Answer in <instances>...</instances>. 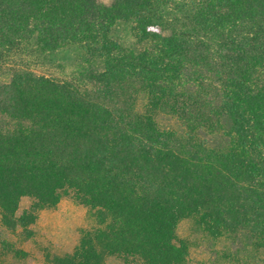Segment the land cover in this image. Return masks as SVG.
I'll return each instance as SVG.
<instances>
[{"label":"trees","instance_id":"1","mask_svg":"<svg viewBox=\"0 0 264 264\" xmlns=\"http://www.w3.org/2000/svg\"><path fill=\"white\" fill-rule=\"evenodd\" d=\"M27 45L89 86L0 80V254L68 196L96 225L50 264H187L182 221L264 264V0H0V72Z\"/></svg>","mask_w":264,"mask_h":264},{"label":"rangeland","instance_id":"2","mask_svg":"<svg viewBox=\"0 0 264 264\" xmlns=\"http://www.w3.org/2000/svg\"><path fill=\"white\" fill-rule=\"evenodd\" d=\"M108 5L111 0H101ZM115 38L124 43L133 41L131 30L126 25H119L114 32ZM8 67L0 72V80L7 77L12 69H25L36 75H44L56 80H77L84 86H89L86 80L79 79L80 64L72 56L60 57L56 53H44L33 45H27L17 51L7 61ZM162 122L172 123V120L163 118ZM29 205V200L21 199L19 211ZM92 212L79 204L71 197H63L59 203L49 209L38 212L35 223L30 227L32 235L24 238L14 233L9 240L15 248L23 254L18 257L12 254L1 253L0 264H50L46 256L70 253L78 243L81 231L95 227ZM177 235L189 243L187 264H232L225 254V244L206 238L194 232L191 223L180 222ZM5 232L0 226V239ZM105 264H119L115 259H107Z\"/></svg>","mask_w":264,"mask_h":264}]
</instances>
